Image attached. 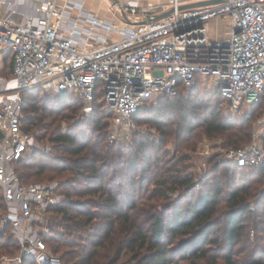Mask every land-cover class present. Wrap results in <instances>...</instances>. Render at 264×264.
<instances>
[{
    "label": "built area",
    "instance_id": "2783aa9c",
    "mask_svg": "<svg viewBox=\"0 0 264 264\" xmlns=\"http://www.w3.org/2000/svg\"><path fill=\"white\" fill-rule=\"evenodd\" d=\"M107 14L86 0H0V188L19 253L7 264H62L44 236L51 206L64 194L59 181L24 182L16 163L34 149L48 152L25 129L23 92H73L93 110L96 96L111 110L114 142L139 128L145 101L190 93L211 77L229 109L258 102L264 94V0H109ZM168 12V13H167ZM167 13L164 16L162 14ZM228 20V33L211 38L209 22ZM10 56L8 76L1 71ZM227 161L264 169V143L254 139L228 151ZM45 226V227H44Z\"/></svg>",
    "mask_w": 264,
    "mask_h": 264
},
{
    "label": "trees",
    "instance_id": "16d2710c",
    "mask_svg": "<svg viewBox=\"0 0 264 264\" xmlns=\"http://www.w3.org/2000/svg\"><path fill=\"white\" fill-rule=\"evenodd\" d=\"M11 67L12 59L9 58V75ZM201 83L199 79L191 92L200 89ZM43 91L23 92V123L25 129L32 131L39 140H44L50 132L48 139L53 144L52 149L48 153L34 149L17 161L16 168L24 182L33 181L29 179L31 176L49 172H53V176L62 175L60 188L64 198L51 206L49 212L60 216L58 222L64 225L65 232L90 229L83 243L65 237L66 233L62 236H44L48 245L50 239L57 246L65 244L68 247L63 254L66 264H117L120 260V264H178L179 257L188 259L191 264H198L197 260L210 258L212 249L209 246L218 243L214 234L221 222L220 214H223L224 221V264H264V247L259 240L247 244L243 249L236 247L243 237L249 236L247 219L248 215L254 213L251 212V198L260 197L259 207L264 199V191L259 185L264 177L263 168L242 167L223 161L215 167L212 176L208 174L200 180L198 189L187 172L190 165L182 164L188 159L187 156L166 158L165 151L161 155L158 153L163 139L156 144L157 148L150 149L152 143L149 142V135L142 134L135 141L133 150L128 151L131 155L126 159V164H122V149L107 148L103 143L114 113L100 102L98 95L92 112L63 130L57 119L75 118L84 105L82 99L73 92H67L65 99H62L56 92L45 91L42 96L46 98L40 105L35 93ZM214 96L215 102L207 105L210 110L204 117V133L222 135L227 144L235 147L244 145L251 139L255 109L261 107L264 94L251 105L252 111L237 119L224 116L218 106L226 102L218 91H214ZM189 98L182 87L176 96H160L156 107L149 106L150 101H155L148 99L136 121L139 126L150 125L151 118L165 123L170 118V111L176 109L175 115L179 114L185 122H191L192 119L188 117L191 110L187 111L184 106ZM166 109L169 110L167 114ZM50 116L54 117L48 119ZM192 128L193 125L189 123L188 129L191 131ZM262 138L264 143V135ZM117 159L121 166L128 169L127 173L123 174L117 168L120 166ZM34 160L40 163L33 165L31 162ZM241 172L249 173L236 182ZM219 173L224 178H220ZM146 181L153 189L145 187ZM180 188L190 194L184 204L181 199H173L166 210L158 214L152 213L155 209L152 203L139 201L136 197L138 189L150 191L147 199L153 200L155 197L168 198V192ZM222 203L226 205L224 211L220 207ZM5 211L0 188V218ZM10 231V228L0 230V248L19 249L13 235L7 237ZM254 235L264 240L263 235L256 232ZM248 246L252 249L246 257L236 256L245 252ZM221 257L222 253L216 251L209 264H217ZM22 264L36 263L25 256Z\"/></svg>",
    "mask_w": 264,
    "mask_h": 264
},
{
    "label": "rangeland",
    "instance_id": "374dc122",
    "mask_svg": "<svg viewBox=\"0 0 264 264\" xmlns=\"http://www.w3.org/2000/svg\"><path fill=\"white\" fill-rule=\"evenodd\" d=\"M109 0H89V6H92L94 8H98L101 14H107V5H109ZM228 20L224 18H218L213 19L209 22V35L211 38H218L223 37L228 33ZM9 69L4 71L5 75L9 74ZM202 83L200 89L196 90L194 93L190 91V93H186V95L190 96L189 101L185 102V107L187 111L191 110V113L189 112L188 117L192 119L191 122H185V120L182 119L181 115L176 114L175 111H170V118L166 119L167 122L162 123L158 119L151 118L150 125L147 124H141L139 128L135 131H132L128 134H121L117 139L110 143L109 142V135L115 131V127L112 125V123L109 126L108 133L106 140L103 141L105 147H111L114 149H122L121 152L123 154V157L120 158V163L126 164L127 160L131 155L128 151L133 150L135 141L140 139L141 134L142 135H149L150 141L152 144H150V149H155L156 144L163 139V145L161 146V149L158 150V153L161 155L162 151H165L166 158L168 157H182L187 156L188 159L185 160L182 164L183 165H190V168H188V174L192 176L193 181L197 184V186L200 184V180L207 176L208 174L210 176L213 175V171L216 166H220V164L223 163V161H227V155L228 151L235 147L234 145H229L225 141V138H223L222 135H208L204 133L205 127L203 126L204 117L207 114V112L210 110L209 107H207L208 104L212 102H215L214 96V80L211 77H203ZM32 91V90H30ZM25 91V92H30ZM45 91L39 92L38 94L35 93V95L38 96L40 105L43 103L46 97L42 96ZM62 99H65V95H61ZM212 97V98H211ZM155 102L150 101L149 106L159 105V97H154L152 99ZM220 111L223 113V115H227L230 118L237 119L244 115L246 112L252 111V106H243L241 109H238L237 111H232L229 109L228 105L226 103H221V105L218 106ZM67 112L68 110H64L63 112ZM185 110L182 112L184 113ZM92 112V111H91ZM91 112L87 113L83 111V106L80 107L79 111H77V115L75 118H65V119H57V123H61L62 129L66 130L69 126H73L78 120H82L83 117L90 114ZM169 110H165V113L167 114ZM69 113V112H67ZM192 114V115H191ZM54 116H50L48 119H52ZM191 123L193 125L192 130L190 131L188 129V125ZM157 124V125H156ZM45 131V130H44ZM48 132L44 138V140H40V142L43 145H48L49 151L52 149V143L48 139ZM97 135V134H96ZM263 135H264V102L262 103L261 107H256L255 109V117L253 121V127H252V136L251 139L246 142L249 143L254 139H258L261 142H263ZM245 143V144H246ZM153 146V148H152ZM48 151V152H49ZM153 151V150H152ZM44 152V153H48ZM115 152V151H114ZM128 152V153H127ZM118 154V153H117ZM116 160V159H115ZM118 162V159H117ZM33 165H37L40 163L39 160H34L31 162ZM119 163V162H118ZM119 163V165H120ZM123 167V168H122ZM117 168L121 171V173H127L124 166H117ZM222 171V170H221ZM249 171V170H245ZM232 173V171L230 172ZM249 172H241L238 174V179L236 182L239 181L240 177H246ZM49 175V176H48ZM53 172L45 173L43 175H34L29 177L30 180H41V181H61L62 175L58 174L53 176ZM65 175V174H64ZM257 176H259L257 174ZM52 177V179H50ZM220 178H224L222 173H219ZM143 182H139V184H142ZM145 187H153L148 183L147 181L144 182ZM260 188L262 191H264V177L261 182ZM137 186L138 182H137ZM137 187V188H138ZM200 187L198 186V189ZM150 195V191L147 189L143 190H137L136 197L139 198V201L142 202H148L149 204L152 203L155 209L153 210V214H158L162 211L166 210V207L169 206L172 203L173 199H181L182 203L186 201V199L190 195L189 193H186L184 189L180 188L176 191L168 192V198H158L155 197L153 200H148V196ZM143 198H140V197ZM187 196V197H184ZM258 197V196H257ZM260 198V197H259ZM258 198V199H259ZM257 198H251V212H254L250 215H248L247 219V225L249 228V236L243 237L237 244V249H243L246 247L249 243H257L259 240L260 245L264 247V240L260 238H255L254 232L258 233L259 235H263L264 238V199L260 204H258ZM184 204V203H183ZM225 203L221 204V209L224 211L226 209ZM219 218H223V214L219 215ZM1 219V218H0ZM60 219V216L56 213L49 212L47 215V221L44 224L46 227H49V232L45 236H53L55 234H59L62 236L64 233L65 237H68L69 239H75L79 243H83L86 241V237L88 235V232L90 229H80L79 231H75L73 233L65 232V227L62 224H59L58 222ZM220 219V223L218 224L217 228L218 230L215 232L214 236L218 238V243H214L211 246H209L212 249L211 256L209 259L207 258H201L197 260L198 264H209L212 258L214 257V253L216 251H220L222 253V257L218 259L217 264H224L223 255H224V221L223 219ZM44 226V227H45ZM90 227V226H89ZM7 229V228H6ZM5 229V230H6ZM1 230V226H0ZM262 230V231H261ZM4 231V230H1ZM9 235H13L10 231V233L7 234V237ZM14 237V235H13ZM15 238V237H14ZM49 240V247L54 255H57L61 259L62 264H66L65 260H63V254L68 249V247L64 244L63 246H57L56 243H54L52 240ZM249 247V246H248ZM58 248V250H57ZM252 247H249L245 252L243 253H237V257H246ZM57 250V251H56ZM12 251V252H10ZM19 253V249H12L9 250V247L7 248H0V264H7L6 261L7 258L13 257ZM181 257L177 258L178 264H191L188 259H180ZM121 260L117 263L120 264Z\"/></svg>",
    "mask_w": 264,
    "mask_h": 264
},
{
    "label": "water",
    "instance_id": "95a60500",
    "mask_svg": "<svg viewBox=\"0 0 264 264\" xmlns=\"http://www.w3.org/2000/svg\"><path fill=\"white\" fill-rule=\"evenodd\" d=\"M219 1L220 0H208V1L198 2V3H190V4L183 5L182 8L194 7V6L205 5V4H210V3H216V2H219ZM167 13H164V14L160 15V17L166 15ZM1 137H2V134L0 133V138Z\"/></svg>",
    "mask_w": 264,
    "mask_h": 264
},
{
    "label": "crops",
    "instance_id": "0c3cea01",
    "mask_svg": "<svg viewBox=\"0 0 264 264\" xmlns=\"http://www.w3.org/2000/svg\"><path fill=\"white\" fill-rule=\"evenodd\" d=\"M86 4H87V7L88 8H90V9H92V10H95V11H99L98 10V8H94V7H92V6H89V0H86ZM100 12V11H99ZM103 15H105V14H103ZM9 58H10V56H6L4 59V66H3V70L1 71V73L4 75V76H8V75H5L4 74V71L6 70V67H7V62L9 61ZM12 68V67H11Z\"/></svg>",
    "mask_w": 264,
    "mask_h": 264
}]
</instances>
